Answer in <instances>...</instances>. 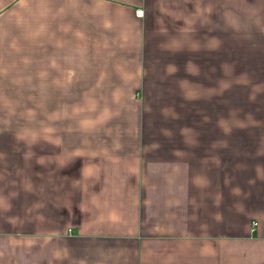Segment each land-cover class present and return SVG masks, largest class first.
Returning a JSON list of instances; mask_svg holds the SVG:
<instances>
[{
    "label": "crops",
    "instance_id": "obj_1",
    "mask_svg": "<svg viewBox=\"0 0 264 264\" xmlns=\"http://www.w3.org/2000/svg\"><path fill=\"white\" fill-rule=\"evenodd\" d=\"M0 264H264V0H0Z\"/></svg>",
    "mask_w": 264,
    "mask_h": 264
},
{
    "label": "built area",
    "instance_id": "obj_2",
    "mask_svg": "<svg viewBox=\"0 0 264 264\" xmlns=\"http://www.w3.org/2000/svg\"><path fill=\"white\" fill-rule=\"evenodd\" d=\"M137 15H138V16H142V15H143V11H142V10H138V11H137Z\"/></svg>",
    "mask_w": 264,
    "mask_h": 264
}]
</instances>
